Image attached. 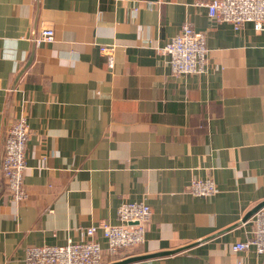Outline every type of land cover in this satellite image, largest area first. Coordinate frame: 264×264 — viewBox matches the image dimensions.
<instances>
[{"label": "crops", "instance_id": "obj_1", "mask_svg": "<svg viewBox=\"0 0 264 264\" xmlns=\"http://www.w3.org/2000/svg\"><path fill=\"white\" fill-rule=\"evenodd\" d=\"M200 1L0 0V160L16 119L31 130L23 202L0 171V264L93 226L107 250L100 224L128 202L152 208L145 242L104 264H263L232 248L264 203V31ZM187 23L206 36L202 74H174L161 51ZM46 27L54 41L37 45ZM208 177L216 195L188 192Z\"/></svg>", "mask_w": 264, "mask_h": 264}, {"label": "built area", "instance_id": "obj_2", "mask_svg": "<svg viewBox=\"0 0 264 264\" xmlns=\"http://www.w3.org/2000/svg\"><path fill=\"white\" fill-rule=\"evenodd\" d=\"M208 9L210 18L226 22L240 30L246 23H252L256 31H264V0H207L198 2ZM55 31L52 27L40 30L33 38L34 43H51ZM112 48H103L112 56ZM161 51L168 56L171 70L176 75H193L206 72L208 49L206 36L197 32L187 23L180 33L172 38ZM110 67H113L110 58ZM31 135L26 116H20L11 126L4 144V153L0 160V171L12 193L13 201L23 202L26 197L24 173L27 167V143ZM188 192L196 197L211 198L218 193L215 181L208 177L193 179ZM118 224L102 222L107 242L104 250L93 239L97 228H87V240L69 242L64 246H32L26 250V264H104L105 252L112 256L128 253L145 242L148 223L152 219V208L145 202L123 203L118 209ZM254 237L246 242L233 245L234 252H244L251 247L264 258V206L253 214ZM264 264V260H263Z\"/></svg>", "mask_w": 264, "mask_h": 264}, {"label": "water", "instance_id": "obj_3", "mask_svg": "<svg viewBox=\"0 0 264 264\" xmlns=\"http://www.w3.org/2000/svg\"><path fill=\"white\" fill-rule=\"evenodd\" d=\"M262 206H264V203L263 204H260L258 207H257V209H259V208H261ZM256 209V210H257ZM142 258H144V256L142 257H131V258H127V259H124V260H122V261H118V262H115V263H112V264H127V263H129V262H133V261H135V260H138V259H142Z\"/></svg>", "mask_w": 264, "mask_h": 264}]
</instances>
